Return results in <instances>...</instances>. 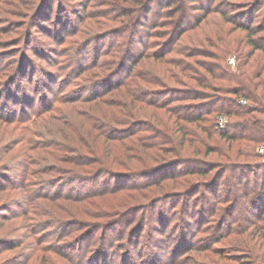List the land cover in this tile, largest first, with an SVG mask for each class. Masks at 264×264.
<instances>
[{
	"label": "trees",
	"instance_id": "16d2710c",
	"mask_svg": "<svg viewBox=\"0 0 264 264\" xmlns=\"http://www.w3.org/2000/svg\"><path fill=\"white\" fill-rule=\"evenodd\" d=\"M152 2H107L113 12L98 14L105 21H93L95 35L101 36L107 30L102 27L109 24L117 36L127 32L126 41L112 46L108 61L98 63L100 55L95 50L90 65L81 59H72L70 65L74 63L78 75L88 72L82 89L86 91L104 86L109 76L132 62L117 83L74 99L93 105L87 112L91 116L88 126L80 128L66 113L56 116L50 131L54 140L39 147L51 146L58 152L52 154L54 159L65 165L58 177L60 191L72 182L133 180L181 165L186 168L159 186L195 193L201 187L222 184L229 216L235 214L239 196L246 198L240 204L244 213L224 233L221 222L210 232L202 229L207 235L196 241L194 257L187 253L173 264H199L198 255L239 247L241 253L228 257L220 253L219 257L234 264H264V207L257 219H250L264 200V174L260 182L246 179L242 183L255 170L250 167L251 158H264V152L256 151L264 145V11L260 12L264 0H218L214 4L210 0H166L165 28L156 35L163 39L155 41L150 52L136 54L137 42L150 48L137 36ZM230 56L234 65L227 61ZM94 67L98 72L89 71ZM220 115L227 118L223 128L216 125ZM191 176H196L192 182ZM52 186L59 183L52 181ZM117 190L113 187L109 192ZM106 193L98 187L79 197L86 200ZM102 222L88 224L97 230ZM218 242L219 247L214 245ZM100 248L103 252L105 246L100 244ZM214 262L222 264L219 259Z\"/></svg>",
	"mask_w": 264,
	"mask_h": 264
},
{
	"label": "rangeland",
	"instance_id": "374dc122",
	"mask_svg": "<svg viewBox=\"0 0 264 264\" xmlns=\"http://www.w3.org/2000/svg\"><path fill=\"white\" fill-rule=\"evenodd\" d=\"M108 1L0 0V264H173L187 253L194 257L192 248L207 235L202 229L210 232L221 222L224 233L245 211L240 204L246 198L239 196V206L229 216L222 184L195 193L159 186L170 182L184 165L133 180L72 182L60 191L58 177L65 165L54 159L52 154L58 152L51 146L39 147L54 140L53 118L66 113L80 128L88 126L92 104L74 99L117 83L132 62L109 76L104 86L86 91L82 89L88 72L78 75V68L70 65L72 59L90 65L95 50L98 63L108 61L112 46L126 41L127 32L117 36L109 24L102 27L107 30L101 36L95 35L93 21H105L98 14L113 12ZM165 2L153 0L137 36L150 48L137 42L136 54L150 52L155 41L163 39L156 35L165 28ZM91 14L98 16L91 18ZM230 58L228 63L234 65ZM89 71L98 72L95 67ZM251 160L255 170L242 183L260 182L263 177L264 158ZM55 180L59 186L50 187ZM98 187L107 193L86 200L79 197ZM113 187L118 190L109 192ZM263 207L264 200L250 219H257ZM87 221H103V227L93 230ZM100 244L105 246L103 252ZM241 252L239 247L196 258L199 264H216V259L234 264L219 254Z\"/></svg>",
	"mask_w": 264,
	"mask_h": 264
},
{
	"label": "built area",
	"instance_id": "2783aa9c",
	"mask_svg": "<svg viewBox=\"0 0 264 264\" xmlns=\"http://www.w3.org/2000/svg\"><path fill=\"white\" fill-rule=\"evenodd\" d=\"M229 62L233 63V58H230L229 59ZM240 102L241 103H245V100L244 99H240ZM227 121V118L223 115H220L216 118V125L219 127V128H223L225 123ZM258 151L259 152H264V145H260L259 148H258Z\"/></svg>",
	"mask_w": 264,
	"mask_h": 264
}]
</instances>
